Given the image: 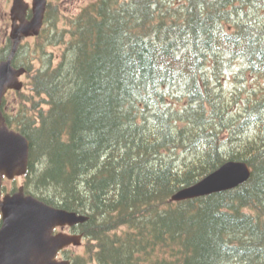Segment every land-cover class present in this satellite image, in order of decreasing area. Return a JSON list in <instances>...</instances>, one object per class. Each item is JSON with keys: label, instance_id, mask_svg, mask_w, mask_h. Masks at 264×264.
Wrapping results in <instances>:
<instances>
[{"label": "trees", "instance_id": "16d2710c", "mask_svg": "<svg viewBox=\"0 0 264 264\" xmlns=\"http://www.w3.org/2000/svg\"><path fill=\"white\" fill-rule=\"evenodd\" d=\"M263 10L264 0H96L57 30L47 4L35 46L13 58L27 83L1 111L29 142L25 193L88 217L70 264H264V96L240 107L238 78L264 76ZM56 44L57 62L45 50ZM34 53L47 57L35 69ZM227 161L246 163L248 181L170 201Z\"/></svg>", "mask_w": 264, "mask_h": 264}, {"label": "water", "instance_id": "95a60500", "mask_svg": "<svg viewBox=\"0 0 264 264\" xmlns=\"http://www.w3.org/2000/svg\"><path fill=\"white\" fill-rule=\"evenodd\" d=\"M46 0H32L31 18H25L29 8L23 0H13L10 37L13 48L9 58L0 62V264H68L56 260V254L68 246L81 245L82 234H54L57 227H72L87 221L88 217L54 208L24 194L19 187L11 195L1 198L3 178L13 180L25 175L29 160V142L19 132L10 129L1 112L2 99L9 90L20 91L19 78L24 68H13V56L20 38L37 36L43 25ZM250 177L244 162L228 161L215 171L173 194L171 202H181L234 189Z\"/></svg>", "mask_w": 264, "mask_h": 264}, {"label": "rangeland", "instance_id": "374dc122", "mask_svg": "<svg viewBox=\"0 0 264 264\" xmlns=\"http://www.w3.org/2000/svg\"><path fill=\"white\" fill-rule=\"evenodd\" d=\"M6 0H0V44L2 43V39L5 36L9 35L10 28H11V21H10V7L12 0L8 3L5 2ZM28 4L31 3V0H24ZM48 3L51 2L52 5L57 6V15L59 16L57 30L65 29L66 28V20L68 17L77 14L83 7L87 6L88 4L96 1V0H47ZM5 3V4H4ZM4 15V17H3ZM57 16V17H58ZM67 35L64 36V41H67ZM22 46H29L33 48L35 46V39H24L21 41ZM63 48V45L56 44L53 46H48L46 50L47 54H53L55 57V61L57 62V57L60 53V50ZM30 52V51H29ZM31 52L29 53V55ZM34 53L30 57L31 63L33 68H39L43 66V64L38 61L37 59H47V57H38V55ZM233 65V64H232ZM240 62H234V66L232 68L224 69L223 71V79L221 81L224 91L229 93L230 91L234 90L236 87L237 79L240 78V107L243 106L245 100L248 99H256L264 96V76L253 75L251 73L245 72L242 76L237 78L238 72L240 70ZM24 84L27 83V77L23 76L20 78ZM10 104H15L16 102L12 99V94H9L7 97V102ZM245 104V103H244ZM234 110V109H233ZM23 179L17 178L13 182H5V188L11 189L13 186L16 188L22 185ZM72 256L81 255L83 254L82 247H74L70 249Z\"/></svg>", "mask_w": 264, "mask_h": 264}, {"label": "flooded vegetation", "instance_id": "af4514ba", "mask_svg": "<svg viewBox=\"0 0 264 264\" xmlns=\"http://www.w3.org/2000/svg\"><path fill=\"white\" fill-rule=\"evenodd\" d=\"M10 0H6L5 2L6 3H8ZM5 4V3H4ZM11 6H12V3H11ZM1 9V8H0ZM3 17H4V15H3ZM30 39V38H29ZM12 47H13V40L10 38V36L8 35V36H5V37H3V39H2V43L0 44V61H2V60H6L8 57H9V55H10V53H11V49H12ZM7 48H10V51H9V53L8 54H5L6 53V51H7ZM18 50V49H17ZM7 55V56H6ZM6 56V57H5ZM14 56H15V54H14ZM14 56L12 57V59H11V65L14 67V64H13V58H14ZM5 193H9V194H11V193H13V191H12V188L11 189H7V188H5V191L4 192H2V194L4 195ZM0 226H1V216H0ZM60 231H63V232H66V233H69V234H79V233H77L76 232V230L73 228V227H64V228H62V229H60V228H56L55 230H54V233H58V232H60ZM75 246H70V247H67V248H64V249H62L61 251H59L58 253H57V255H56V258H57V260H59V261H67L68 262V264H70L71 263V260H72V258L74 257V256H76V255H74V256H72V253L70 252V249L71 248H74ZM80 247H83V246H80Z\"/></svg>", "mask_w": 264, "mask_h": 264}, {"label": "bare ground", "instance_id": "6f19581e", "mask_svg": "<svg viewBox=\"0 0 264 264\" xmlns=\"http://www.w3.org/2000/svg\"><path fill=\"white\" fill-rule=\"evenodd\" d=\"M264 11V10H263ZM259 23V22H258ZM261 23V22H260Z\"/></svg>", "mask_w": 264, "mask_h": 264}]
</instances>
